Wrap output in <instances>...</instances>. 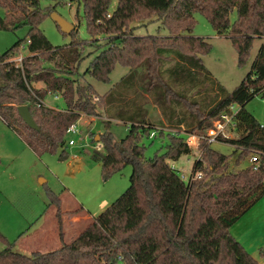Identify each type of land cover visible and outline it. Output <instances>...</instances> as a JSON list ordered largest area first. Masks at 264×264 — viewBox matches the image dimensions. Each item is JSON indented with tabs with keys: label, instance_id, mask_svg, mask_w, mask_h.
Here are the masks:
<instances>
[{
	"label": "trees",
	"instance_id": "trees-1",
	"mask_svg": "<svg viewBox=\"0 0 264 264\" xmlns=\"http://www.w3.org/2000/svg\"><path fill=\"white\" fill-rule=\"evenodd\" d=\"M77 1L91 40L78 38L77 12L79 23L71 33H63L72 36L71 43L56 47L41 28L52 7H42L41 0H0V29L28 28L24 38L0 54V119L36 154L58 153L64 160L68 128L82 114L101 116L103 108L105 125L112 120L126 123L128 133L116 140L106 130L98 141L92 134V141L101 146L92 157L101 163L104 180L131 165L130 185L76 239L55 250L27 254L0 231V264H259L230 228L264 197V123L246 108L256 95L264 97V0H118L112 12L111 0ZM234 10L237 18L232 22ZM197 14L231 39L239 65L247 62L254 39L263 40L252 71L232 92L217 83L206 85L213 80L201 56L212 45L191 35ZM154 20L169 35L135 34V23ZM87 45L92 49L86 53ZM23 48L29 54L17 65L14 58ZM91 55L81 73V63ZM118 64L130 70L105 95L80 82L89 74L107 83ZM203 72L207 75L200 76ZM136 76L143 77L144 84H136ZM208 92L215 94L211 100L205 97ZM148 93L154 96L152 102ZM48 94L59 95L64 107L47 106ZM149 103L159 109L154 121ZM199 103H205V111H198ZM231 104L240 106L239 137L219 140L233 145V151L224 154L207 144L191 175L200 171L202 177L186 182L170 161L191 154L186 134L205 135ZM20 105L29 106L39 130L24 122ZM158 136L168 139L164 151L147 156L146 140L152 144ZM255 154L258 164L250 162ZM47 194L63 241L60 195L50 188Z\"/></svg>",
	"mask_w": 264,
	"mask_h": 264
},
{
	"label": "rangeland",
	"instance_id": "rangeland-1",
	"mask_svg": "<svg viewBox=\"0 0 264 264\" xmlns=\"http://www.w3.org/2000/svg\"><path fill=\"white\" fill-rule=\"evenodd\" d=\"M117 2L118 0H111L110 12L115 10ZM41 6L53 8L50 15L43 21L41 28L54 46L69 45L72 36L63 34L52 14H58L72 24H78L77 12H79L81 22L78 26L77 36L79 39L91 40L83 17V6L79 5L77 0H41ZM0 12L3 13L4 10L0 8ZM230 18L232 22L236 20V10L231 13ZM196 19L197 23L191 35L203 37L212 45L211 51L201 56L205 69L213 80L211 82L206 81V85L217 83L225 89V92H232L252 71L253 63L263 40L254 39L247 62L239 65L238 53L231 39L226 35L218 34L203 15L197 14ZM135 25L134 32L139 36L169 35L168 29L158 20L137 22ZM27 30V27H21L15 31L0 29V54L19 39L24 38ZM91 49L92 47L87 45L86 53ZM27 54L28 50L23 48L19 56H26ZM92 58L93 55L88 56L81 63V73L85 71ZM129 70V67L118 64L107 83L96 80L89 74L79 79L82 83H91L98 94L105 95ZM202 75L207 74L205 72L200 73V76ZM135 79L134 82L139 86L144 84L143 77L136 76ZM36 85L39 86L40 84ZM148 96L151 97L148 99L152 102L153 94L148 93ZM214 96L213 92H208L205 95L207 100H211ZM140 97L143 98V96L137 95V99ZM141 98L139 101H144ZM121 101L122 99L118 101L119 105H122ZM45 103L47 106L56 109L64 107L63 99L52 94L46 96ZM123 106H121L120 111L126 114ZM156 107L153 103H149L147 106L148 114L150 113L152 120L160 116L159 109ZM119 108L120 106L115 111ZM246 108L260 123H264V97L261 94L249 101ZM197 109L199 112L205 111V103H199ZM99 111L101 116L94 117L92 121L83 116L77 122L79 132L68 136L75 140V144L68 146V157L64 160L59 158L58 153L48 152L41 156L36 154L28 145L21 142L16 134L0 119V231L9 241L15 242L16 247H20L21 251L27 254H32L34 251L45 252L63 244V241L56 238L55 243L51 241L49 245H45L43 244L45 238L52 239L51 234L40 232L38 235L42 228L46 227L44 229L46 230L51 227L53 210L55 211L53 206L48 207V188L61 197H65V207L68 209L83 205L86 214L97 216L104 208L103 200H108L109 204L129 187L132 174L131 165L126 166L122 172L113 175L108 180H104L101 163L92 157L94 150H97L95 147L98 146V143L92 141V134L98 135L109 130L116 140H121L128 133V126L123 122L112 120L110 126L107 127L104 109L100 108ZM153 124L159 127V123ZM165 129L170 130L172 128L166 127ZM233 131L234 136L239 135L238 130L233 129ZM151 140H146L147 156L154 155L157 150L164 151L163 146L168 142L167 137L161 138L159 136L154 139L152 144H149ZM204 144L203 141L201 145L193 146L191 154H183L177 161L170 162L186 182L190 180L194 163L206 146ZM212 147L224 154H230L234 149L233 145L223 142H212ZM42 181L45 182L42 183ZM2 247L3 244L0 242V248Z\"/></svg>",
	"mask_w": 264,
	"mask_h": 264
},
{
	"label": "crops",
	"instance_id": "crops-1",
	"mask_svg": "<svg viewBox=\"0 0 264 264\" xmlns=\"http://www.w3.org/2000/svg\"><path fill=\"white\" fill-rule=\"evenodd\" d=\"M20 56L23 57L22 55H20ZM38 84H40V85L39 86L36 85L37 87H39V88L43 87L42 83H38ZM59 97L60 96H58L57 98H59ZM59 110H61V109H59ZM83 116L90 118L91 121L94 119L93 116H87L85 114H82L81 118ZM3 124H5V123L3 122ZM9 129H11V128H9ZM16 136L20 139L21 142L26 144L17 134H16ZM170 162H172V161H170ZM247 163L248 162H246L245 164H247ZM44 182L45 181H42V183H44ZM60 198L62 201V207L61 208H62V218H63V226H64L63 243H69V242L73 241L74 239H76L80 235V233L92 221V219H93V217H95V215L86 214L85 208L83 207V205H79V204H78L79 207H73V208L68 209L67 207H65V197L60 196ZM71 198L74 200V198L72 196H71ZM263 198H261L253 207H251L230 228V232L232 233V235L238 239V241L259 262V264H264V254H261V250L264 249V201H263ZM75 202L77 203V201H75ZM109 204H108V200L102 201V205L104 208ZM48 207H50V206L48 205ZM53 207L55 208V206H53ZM55 214H56V208H55V211L53 210V214H52L53 219H52L51 224H50L51 227L46 229V230H44L46 228V227H44L38 233V235L40 234V232H42V234H45L48 232L51 234L52 239H50L48 237H46L45 240L43 239L44 240L43 244H45V245H49L51 241L55 243L57 240L56 238H59ZM61 246H59V247H61ZM59 247H56L53 250H55ZM19 250H21V249H19ZM34 252H41V251H34Z\"/></svg>",
	"mask_w": 264,
	"mask_h": 264
},
{
	"label": "built area",
	"instance_id": "built-area-1",
	"mask_svg": "<svg viewBox=\"0 0 264 264\" xmlns=\"http://www.w3.org/2000/svg\"><path fill=\"white\" fill-rule=\"evenodd\" d=\"M110 16V15H108ZM21 56H17L14 58L17 65L21 64L22 61ZM58 97L59 95H55ZM240 109V106L237 104H231L226 110H224L219 118L214 121L213 127L208 130L205 135H195V134H186V143L192 149L195 145H201V142H205L204 145L212 144V142H220L219 137L222 136L224 138H238L239 136L233 135V129H238V122H237V114ZM79 131L77 130V123L72 124L69 128L67 133L69 135L77 134ZM177 133L176 130L173 131ZM155 135V132L151 133V137ZM75 140L73 138H69L68 145H74ZM197 145V146H198ZM97 150H101V146L98 145L95 147ZM250 162L258 164L259 156L255 154L250 157ZM173 166V165H172ZM174 167V166H173ZM256 168V167H255ZM202 177V172L198 171L194 173L191 179H198Z\"/></svg>",
	"mask_w": 264,
	"mask_h": 264
},
{
	"label": "water",
	"instance_id": "water-1",
	"mask_svg": "<svg viewBox=\"0 0 264 264\" xmlns=\"http://www.w3.org/2000/svg\"><path fill=\"white\" fill-rule=\"evenodd\" d=\"M54 21L57 23V25L60 27L61 31L65 34H69L74 29V24L68 22L66 19H64L62 16L58 14H52ZM18 112L21 116V118L24 120V122L31 127L32 129L39 130L38 124L35 122L30 108L28 105H20L18 106ZM96 141L100 139V135H96L95 137Z\"/></svg>",
	"mask_w": 264,
	"mask_h": 264
}]
</instances>
